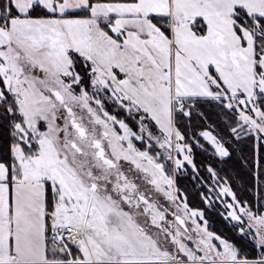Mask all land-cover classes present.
<instances>
[{"label": "snow or ice", "instance_id": "6c2138e0", "mask_svg": "<svg viewBox=\"0 0 264 264\" xmlns=\"http://www.w3.org/2000/svg\"><path fill=\"white\" fill-rule=\"evenodd\" d=\"M0 264H264V0H0Z\"/></svg>", "mask_w": 264, "mask_h": 264}]
</instances>
